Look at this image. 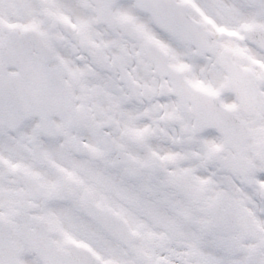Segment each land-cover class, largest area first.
Masks as SVG:
<instances>
[{
    "label": "snow or ice",
    "instance_id": "obj_1",
    "mask_svg": "<svg viewBox=\"0 0 264 264\" xmlns=\"http://www.w3.org/2000/svg\"><path fill=\"white\" fill-rule=\"evenodd\" d=\"M0 264H264V0H0Z\"/></svg>",
    "mask_w": 264,
    "mask_h": 264
}]
</instances>
